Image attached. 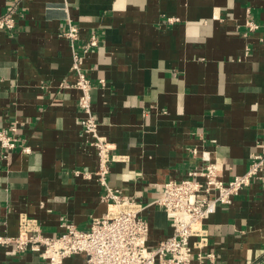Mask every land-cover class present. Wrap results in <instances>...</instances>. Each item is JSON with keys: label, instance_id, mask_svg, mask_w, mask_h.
Instances as JSON below:
<instances>
[{"label": "crops", "instance_id": "1", "mask_svg": "<svg viewBox=\"0 0 264 264\" xmlns=\"http://www.w3.org/2000/svg\"><path fill=\"white\" fill-rule=\"evenodd\" d=\"M15 4L0 0V15ZM14 17L15 31L0 30V131L16 127L31 152L0 160V235H18L22 215L54 236L63 221L88 231L107 212L97 151L80 125L73 48L62 35L68 17L79 49L100 36L83 63L92 109L120 157L111 185L146 207L149 248L172 232L150 203L163 184L201 168L203 152L223 166L224 181L248 170L264 141V0H20ZM248 21L259 28L245 35ZM207 225L217 264H264V179ZM7 252L0 247V264H48Z\"/></svg>", "mask_w": 264, "mask_h": 264}, {"label": "built area", "instance_id": "2", "mask_svg": "<svg viewBox=\"0 0 264 264\" xmlns=\"http://www.w3.org/2000/svg\"><path fill=\"white\" fill-rule=\"evenodd\" d=\"M15 1L13 8L0 15V30L15 31L14 14L20 0ZM62 1L66 5L69 2ZM258 28L259 25L248 21L245 35ZM62 35L73 48L74 86L80 91V125L97 151L99 166L95 175L103 188L102 201L107 205V212L94 218L88 231L63 221L62 231L54 236L44 235L38 220L22 215L18 235H0V247L8 249L10 256L38 253L48 264H64L67 258L75 255H84L85 264H217V254L210 248L207 221L219 207L232 204L234 198L254 180L264 179V141L257 142V150L250 157L246 173L229 181L222 179L223 166L205 151L201 155V168L190 171L184 179L163 184L150 204L165 212L172 232L156 247L149 248L150 227L142 217L146 207L111 185V165L120 157L114 154L115 145L99 134V121L92 109L93 84L83 63L85 57L100 46V36L93 32L79 49L82 35L69 17ZM105 84L104 80L99 81L100 86ZM18 149L31 152L22 144L16 127L10 131L1 130L0 160H7ZM82 173L76 172L78 176ZM84 175L89 178L92 174Z\"/></svg>", "mask_w": 264, "mask_h": 264}]
</instances>
